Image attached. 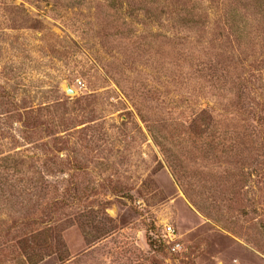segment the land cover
<instances>
[{"label": "rangeland", "instance_id": "rangeland-1", "mask_svg": "<svg viewBox=\"0 0 264 264\" xmlns=\"http://www.w3.org/2000/svg\"><path fill=\"white\" fill-rule=\"evenodd\" d=\"M0 264H264V0H0Z\"/></svg>", "mask_w": 264, "mask_h": 264}, {"label": "built area", "instance_id": "built-area-1", "mask_svg": "<svg viewBox=\"0 0 264 264\" xmlns=\"http://www.w3.org/2000/svg\"><path fill=\"white\" fill-rule=\"evenodd\" d=\"M165 238L167 243L171 246L172 251H177L180 248V244L177 241L176 231L172 226H168L165 229Z\"/></svg>", "mask_w": 264, "mask_h": 264}, {"label": "water", "instance_id": "water-1", "mask_svg": "<svg viewBox=\"0 0 264 264\" xmlns=\"http://www.w3.org/2000/svg\"><path fill=\"white\" fill-rule=\"evenodd\" d=\"M67 92H68V93H74V90H72V88L68 87V88H67Z\"/></svg>", "mask_w": 264, "mask_h": 264}]
</instances>
